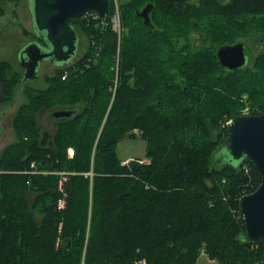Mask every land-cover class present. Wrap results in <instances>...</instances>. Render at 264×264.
<instances>
[{
    "label": "trees",
    "instance_id": "16d2710c",
    "mask_svg": "<svg viewBox=\"0 0 264 264\" xmlns=\"http://www.w3.org/2000/svg\"><path fill=\"white\" fill-rule=\"evenodd\" d=\"M147 3L153 27L137 13ZM117 7L119 34L101 23L114 0L104 19L71 20L86 47L43 87H20L0 59V104L25 97L0 151V264H196L202 250L221 264H264V239H247L238 204L260 174L245 158L213 160L227 119L264 110V0ZM245 36L259 46L252 61L222 67L218 47ZM59 108L77 111L43 128L38 114ZM125 137L144 140L147 161L118 157Z\"/></svg>",
    "mask_w": 264,
    "mask_h": 264
},
{
    "label": "water",
    "instance_id": "95a60500",
    "mask_svg": "<svg viewBox=\"0 0 264 264\" xmlns=\"http://www.w3.org/2000/svg\"><path fill=\"white\" fill-rule=\"evenodd\" d=\"M152 7V3H147L137 12L149 27H153L149 17ZM87 13H93L99 19L105 18L108 15V0H32L35 35L45 45L29 41L20 50L19 60L23 68L20 87L37 76V67L42 59L64 64L75 56L78 34L71 20ZM216 56L227 70H236L248 62L246 46L242 41L221 45ZM76 111V108H59L52 111L51 117H70ZM227 130L224 144L214 152L213 160L222 165L235 164L245 158L259 172L258 186L238 199L246 237L250 242L258 243L264 239V111L234 116L229 120Z\"/></svg>",
    "mask_w": 264,
    "mask_h": 264
},
{
    "label": "rangeland",
    "instance_id": "374dc122",
    "mask_svg": "<svg viewBox=\"0 0 264 264\" xmlns=\"http://www.w3.org/2000/svg\"><path fill=\"white\" fill-rule=\"evenodd\" d=\"M114 2L117 4V0H114ZM0 9V59L7 60L10 62L15 71L23 74V68L19 60V52L25 43L29 41L39 42L34 35L36 30H34L35 28L32 16V0H0ZM241 40L248 43L247 53L249 62H251L254 54L258 51V49H254V37L245 36L241 38ZM86 42V37L80 32L77 39L76 54L68 62L75 60L83 53L86 47ZM61 65L62 63H51L47 58L42 59L37 67V76L33 79L27 80L26 84L38 88L45 86L44 76L51 74ZM24 100L25 97L23 93L18 92L12 101L0 104V151L3 147L10 144L14 140L15 136L11 120L17 107ZM243 112H245V114H249V107H243L241 109V114H243ZM230 119H227L225 123L228 124ZM38 120L43 128L50 131L53 130V119L47 111H41L38 114ZM135 132L138 133V131ZM144 147L145 142L143 139L139 137H125L117 144L116 152L118 157L122 160L139 157L142 161H147V159L144 158ZM143 262L144 261L141 260L137 263ZM196 264L221 263L216 259H210L202 250L196 260Z\"/></svg>",
    "mask_w": 264,
    "mask_h": 264
},
{
    "label": "built area",
    "instance_id": "2783aa9c",
    "mask_svg": "<svg viewBox=\"0 0 264 264\" xmlns=\"http://www.w3.org/2000/svg\"><path fill=\"white\" fill-rule=\"evenodd\" d=\"M85 15L86 16L89 15L91 18H94V19L98 18V16L93 14V13H87V14H84L83 16H85ZM102 19H104V18H102ZM101 23H103V24L110 23L112 29L114 31H116L118 34L120 33V29H121V27H120V17H119V12H118V7H117L116 2H115V11H114V13H112L109 16V19L101 20ZM243 113H245V112H243ZM68 153H69V156H71L72 153H73V150L69 148L68 149ZM58 174H59L58 189H59V191H61L63 193V196L58 200V207L59 208H63L64 205H65V199H64L65 191L63 190V182L66 180V173L65 172H58Z\"/></svg>",
    "mask_w": 264,
    "mask_h": 264
},
{
    "label": "flooded vegetation",
    "instance_id": "af4514ba",
    "mask_svg": "<svg viewBox=\"0 0 264 264\" xmlns=\"http://www.w3.org/2000/svg\"><path fill=\"white\" fill-rule=\"evenodd\" d=\"M243 42V41H242ZM259 46H258V44H255V47L254 48H258ZM42 111H45V110H42ZM50 115L52 114V111L50 112V111H47Z\"/></svg>",
    "mask_w": 264,
    "mask_h": 264
},
{
    "label": "crops",
    "instance_id": "0c3cea01",
    "mask_svg": "<svg viewBox=\"0 0 264 264\" xmlns=\"http://www.w3.org/2000/svg\"><path fill=\"white\" fill-rule=\"evenodd\" d=\"M126 160V159H123V161Z\"/></svg>",
    "mask_w": 264,
    "mask_h": 264
}]
</instances>
